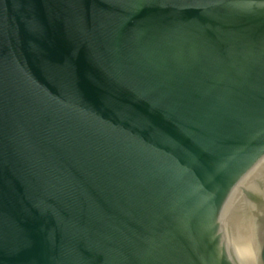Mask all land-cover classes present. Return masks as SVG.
Masks as SVG:
<instances>
[{"label":"water","instance_id":"1","mask_svg":"<svg viewBox=\"0 0 264 264\" xmlns=\"http://www.w3.org/2000/svg\"><path fill=\"white\" fill-rule=\"evenodd\" d=\"M0 264H264V0H0Z\"/></svg>","mask_w":264,"mask_h":264}]
</instances>
